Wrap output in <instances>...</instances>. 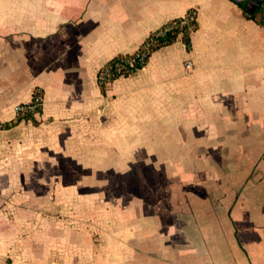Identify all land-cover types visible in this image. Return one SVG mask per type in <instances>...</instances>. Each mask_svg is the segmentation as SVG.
Masks as SVG:
<instances>
[{
  "label": "crops",
  "instance_id": "obj_1",
  "mask_svg": "<svg viewBox=\"0 0 264 264\" xmlns=\"http://www.w3.org/2000/svg\"><path fill=\"white\" fill-rule=\"evenodd\" d=\"M254 4L0 0V264H264ZM192 9L190 49L102 90L106 62ZM36 90L41 110L4 127Z\"/></svg>",
  "mask_w": 264,
  "mask_h": 264
},
{
  "label": "trees",
  "instance_id": "obj_2",
  "mask_svg": "<svg viewBox=\"0 0 264 264\" xmlns=\"http://www.w3.org/2000/svg\"><path fill=\"white\" fill-rule=\"evenodd\" d=\"M197 12L195 10H189L184 17H178L170 20L160 29L152 32L142 46L134 53L131 54H119L114 56L108 62H106L99 72V83L102 90L105 92L107 87L118 77L128 76L130 74H135L141 67L140 64H136L133 67L129 66V60L140 54L144 50L146 43H152L148 48L146 63L148 62L152 53L160 49L163 46L170 45L174 43L177 39L181 38L187 45L188 49L191 48V35L197 29ZM167 28V30H165ZM160 30H164L162 33ZM154 43V44H153ZM124 67V72L119 71V67ZM107 72V77L105 81L100 79L103 72ZM40 91L36 90L34 97ZM41 110V109H40ZM39 110V111H40ZM36 113H26L22 116L17 117L16 120L7 122L4 127L9 128L15 125L18 121L24 118H33Z\"/></svg>",
  "mask_w": 264,
  "mask_h": 264
},
{
  "label": "built area",
  "instance_id": "obj_3",
  "mask_svg": "<svg viewBox=\"0 0 264 264\" xmlns=\"http://www.w3.org/2000/svg\"><path fill=\"white\" fill-rule=\"evenodd\" d=\"M257 1L263 2L264 0H257ZM165 30H167V28H165ZM163 31L164 30H160L161 33ZM151 44L152 43L150 42L146 43L144 50L141 51L140 54L136 55L135 57L129 60V66L133 67L136 64H140L141 67H144L147 64L146 63L147 53H148V48ZM186 67L191 68L192 62L191 61L187 62ZM119 71L125 73L124 67L123 66L119 67ZM106 77H107V72L105 71L101 74L100 79L102 81H105ZM42 104H43V95L39 92L38 94L35 95V97L33 98L31 102L21 103V104L16 105L15 113L18 117L26 113H38L39 110L42 108Z\"/></svg>",
  "mask_w": 264,
  "mask_h": 264
},
{
  "label": "rangeland",
  "instance_id": "obj_4",
  "mask_svg": "<svg viewBox=\"0 0 264 264\" xmlns=\"http://www.w3.org/2000/svg\"><path fill=\"white\" fill-rule=\"evenodd\" d=\"M104 193H105V197H107V198H110V197H111V193H110V192L105 191ZM114 193H115V192H114ZM118 193H119V192H118Z\"/></svg>",
  "mask_w": 264,
  "mask_h": 264
},
{
  "label": "water",
  "instance_id": "obj_5",
  "mask_svg": "<svg viewBox=\"0 0 264 264\" xmlns=\"http://www.w3.org/2000/svg\"><path fill=\"white\" fill-rule=\"evenodd\" d=\"M258 2H259V1L255 0V4L253 5V9H252V11H254L255 6L257 5Z\"/></svg>",
  "mask_w": 264,
  "mask_h": 264
}]
</instances>
